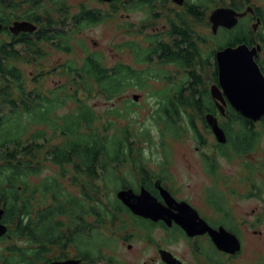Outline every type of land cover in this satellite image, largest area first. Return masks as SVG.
Returning <instances> with one entry per match:
<instances>
[{"label": "trees", "instance_id": "1", "mask_svg": "<svg viewBox=\"0 0 264 264\" xmlns=\"http://www.w3.org/2000/svg\"><path fill=\"white\" fill-rule=\"evenodd\" d=\"M224 5L239 12L252 7L264 24V2L199 0L194 3L196 16L181 18L180 41L174 40L173 48H128L134 63L146 65L144 69L129 64L108 67L100 55L87 54L81 65L71 61L61 66L60 74L67 81L46 94L40 88L44 71L33 74L36 85L31 87L17 63L40 65L46 57L45 46L70 54L79 27L83 30L103 19L86 16L76 22V31L68 30L62 14L46 21L33 18V0H0V207L4 209L2 223L8 229L1 241L11 242L0 255V264H48L54 250L61 252L58 258L62 259L68 246L79 249L85 264H119L116 258L103 254L106 239L100 231L118 224L122 216L132 215L116 197L120 189L132 187L120 176L119 169L129 162L140 166L142 149L131 127L114 130L112 120L101 123L111 116L126 117L131 108L122 111L112 106L98 114L89 101L97 97L123 99L130 90L148 88L150 81L166 83L152 95L157 101L153 119L162 126L165 157L169 154L165 143L168 137L184 138L188 131L203 143L205 139L195 120L199 118L205 124V109L209 107L208 78L199 70L214 56L209 42L213 40L221 47H251L264 42V29L259 34L252 28L244 29V21L242 28L223 30L214 37L201 32L203 26L209 25L208 14ZM33 21L41 22L40 31H11L15 23ZM154 57L160 68L152 66ZM168 66L180 68L181 78H174V72L165 68ZM72 104L73 109L62 113ZM227 115L230 153H250L260 138L253 124L232 108ZM261 122L264 124V117ZM141 136L149 138L147 132ZM48 164L57 167L56 176H42ZM134 167L147 179L151 177L144 165ZM162 172L164 175L165 169ZM67 178L79 192L67 189ZM220 196L225 203L224 195ZM88 217L95 220L88 223Z\"/></svg>", "mask_w": 264, "mask_h": 264}, {"label": "rangeland", "instance_id": "2", "mask_svg": "<svg viewBox=\"0 0 264 264\" xmlns=\"http://www.w3.org/2000/svg\"><path fill=\"white\" fill-rule=\"evenodd\" d=\"M225 6V5H224ZM130 13V12H129ZM127 13L126 11L119 12L118 16L112 21L108 20L104 24L96 27H88L81 33L74 36L72 44L75 47L74 50L69 53L59 52L52 47L45 46L44 52L46 57L41 60V64L38 66L28 65L26 62L17 63V65L23 70L27 76V82L31 87H35L36 83L32 80L33 74L44 71L45 77L40 80L41 91L48 94L50 90H54L57 85L66 82L67 78L60 73V68L68 62H74L77 65H81L87 54H97L103 60V64L108 67H113L119 64H129L132 67L144 69L146 65H138L134 63V56L129 49L116 48L113 43H122L124 41H140L143 34L137 33L140 22L147 20L141 13ZM127 14L130 17H127ZM210 13L208 14L209 17ZM130 23H134L135 30H132L131 34L126 31ZM264 28H261V30ZM123 31V33H120ZM201 32L206 35L211 33V27L203 26ZM117 34V37L115 35ZM141 36V37H140ZM219 36V40H220ZM81 45H77V43ZM264 57V55H263ZM38 67V68H37ZM166 83L150 81L148 88L143 90H130L123 99L116 98V100L108 101L103 97H97L89 101V104L93 106L96 112L103 114L108 108L116 107L119 110H124L125 107L131 108L130 115L126 117L117 118L111 116L103 120L101 123L112 120L114 122L113 129H121L129 126L133 129L134 135L138 142V147L142 149L140 166L138 162H129L120 167L119 173L122 178L127 180V184L136 185L139 182V176L132 175L131 171H136L134 166L141 167L144 165L152 174H163L162 169H165L166 173L163 176L166 177L167 184L174 189V193L178 199L184 200L187 203L201 207L205 201V196L210 203H213L217 207L223 206L222 198L219 199L220 194L224 195L221 190L218 192L216 189L206 191L205 185L208 182L207 176L200 168V151L197 148H201L200 143L196 139L194 133L186 132L184 138H172L168 137L165 140L167 144L169 154L165 157L161 143L163 142L160 135L161 125H157L153 119L154 111L157 109V101L152 98L153 93L161 91ZM139 96L138 100L134 99V96ZM134 99V100H133ZM128 102V103H126ZM74 105H68L62 113H67L73 109ZM197 128L208 142V148L202 149V153H208L209 148L215 139L210 135L202 121L197 118ZM151 122V123H149ZM99 123V126L100 124ZM153 128L155 132H153ZM186 129V127H185ZM187 130V129H186ZM147 132L149 138L145 139L141 136V133ZM255 134L259 135V144L248 154H243L240 159L241 165H245L246 171L251 169L256 171L254 174H258L261 171L263 174L256 178V185L258 187L256 195L252 193V188H249L248 174H246L244 183L245 188L243 191H239L240 195L226 194L224 200L231 205L233 203L235 213L240 218H243L242 223L239 224V229L244 236L245 246L242 254L235 261H231L230 264H264V124L256 123L254 126ZM139 135V137H137ZM151 141L149 142V140ZM59 140L53 142L58 143ZM148 151V156L145 157L144 152ZM227 175H233L238 168L237 159H233L230 165H226L222 162ZM59 170L57 167L48 164L47 168L43 172L42 176H56ZM118 173V174H119ZM158 175V176H159ZM35 182H39V178L35 179ZM66 182L69 185L68 178ZM72 193H77L78 187L69 185L67 188ZM260 189V190H259ZM259 190V191H258ZM110 198L113 199L112 190L110 192ZM108 200V199H107ZM226 207V205H224ZM255 211V214H254ZM236 215V214H235ZM126 219L124 225L120 224L121 221L115 226H109L105 232L109 235L115 236V241L105 240V244L110 245V249H103V254L113 255L119 264H160L157 248L161 246L166 250L183 254L184 251H188V245L184 242L177 244L169 243L165 240V236L160 229L149 230L150 224L147 222L138 221L136 226L133 222L128 221V217L122 216L121 219ZM95 219L92 217L87 218L88 223H92ZM120 225L124 228L121 230ZM149 230V231H147ZM138 232L136 235L135 233ZM257 232V233H255ZM175 235L177 234L174 232ZM131 235V236H130ZM129 237L127 243H123L126 237ZM105 238V237H104ZM167 239V236H166ZM11 245L9 241H0V255L4 253L5 249ZM131 245V249L128 246ZM76 247H70L68 250L62 252L74 256L76 254ZM75 251V252H73ZM61 252L57 249L52 252L51 257L59 256ZM187 260H189V254H187ZM97 264H106V262H98Z\"/></svg>", "mask_w": 264, "mask_h": 264}, {"label": "flooded vegetation", "instance_id": "3", "mask_svg": "<svg viewBox=\"0 0 264 264\" xmlns=\"http://www.w3.org/2000/svg\"><path fill=\"white\" fill-rule=\"evenodd\" d=\"M199 0H33V18L39 17L42 20H48V17L57 16L59 14L64 15L63 19L66 18V24L67 29L76 31V28H74L76 22H78L79 19H82L86 16H94L97 17V19H103V21L98 22L97 25L92 26L96 27L98 25L104 24L108 20L112 21V19H115L119 12L126 11L127 13H141L144 18L147 20H143L140 22L139 25H136L134 23H130L128 28L126 29L129 34H131L132 30H135L136 25L138 27L137 33L143 34L140 41H124L120 44L113 43L116 48H122V49H128L132 45L139 47L141 49H149L151 47H163L164 45H168L171 48L175 46L174 40H179V32L181 30L182 22L181 18L183 16L191 17L196 16V12L194 10V3ZM228 1V0H227ZM230 1H242L244 0H230ZM252 2H264V0H249ZM61 4L62 6L58 7L55 6V4ZM219 8H231L227 5L218 7ZM210 12L208 23L211 27V34L212 37L219 35L220 32L223 30L227 32H233L236 30V28H242L243 21H244V29L252 28L253 31L257 34H259V31H261V28L264 27L263 21L260 17H257L255 10L252 7H246L244 10H242L239 13H244L247 10L250 9L244 17L240 18L237 25L234 26L232 29H227L222 26H218L216 32L213 30V24L211 23L210 19L213 14V12L216 10ZM129 13V14H130ZM127 14V17L129 18L130 15ZM194 14V15H193ZM255 18V19H254ZM42 29L41 22L33 21V33H36ZM85 29L81 30L79 27L78 33L83 32ZM123 33V31L119 32ZM117 37V34L115 35ZM248 46V45H247ZM233 47L230 45H223L222 47L218 44L213 42L211 40L209 42V48H212L213 51H215L214 56L210 59L209 64L206 66H201L200 71L204 73V78L207 79V82L209 84L208 92H209V107L205 109V124L204 127L206 131L212 135V137L216 140L213 145L210 146L208 153H202V149L205 147L208 148V142L207 139L203 141V143H200L201 148H197L198 151H200V168L201 171L205 173L207 176L208 182L204 189H205V195L207 190L211 189H218L217 191L224 192V196L227 198L225 192L227 194L232 195H240L239 191H243L245 188V177L246 174H248V187L252 188V193L256 195L257 192V185H256V178H260L258 176L262 175L263 173L259 171L258 174H254L256 171H251V169L246 171L245 165H241V158L243 155H236V153H230V146H229V138H228V127L230 125V122L228 121V112L232 109V105L230 104L228 98L224 95L222 88L219 83V65L217 61V53L219 51H222L226 48ZM249 47V46H248ZM250 49L257 48L258 49V57H256V62L258 66L260 67L263 75H264V42H256L249 47ZM152 66L154 68H160L159 60L157 58H153ZM170 72H174V78L178 77L181 78V70L180 68L174 67V66H168L165 67ZM213 89H219L220 92L216 91V97L213 95ZM222 98H224L225 103L222 101ZM235 110V109H234ZM236 111V110H235ZM207 116H212L217 120L219 128L224 132L226 136V142H221L218 140V138L215 135L213 127L209 124L207 121ZM202 121V120H201ZM251 121V120H249ZM253 127L256 125V123H261V120L258 122H253ZM136 159V157H134ZM138 159L141 160V157ZM233 159H237L238 164L236 165V168L238 170L236 173H233V175H227V172L223 170L224 166L222 162H224L226 165H230ZM151 174V177L147 179V176L143 174L142 171L136 170L131 171L135 174V176H139V182L136 183V185H132V187L120 189L118 192L123 190H132L135 195H140L142 190H146L149 192L152 197H154L157 202L163 206H168V203L163 196L162 189L169 193V195L174 198L177 203H187L184 200L178 199L174 193V189L170 187L166 180V177L162 174L154 175L149 170H146ZM260 190V189H259ZM258 190V191H259ZM116 193V197L117 194ZM221 194V193H219ZM118 199V197H117ZM119 200V199H118ZM120 201V200H119ZM122 203V202H121ZM123 204V203H122ZM175 205V203H173ZM189 204V203H187ZM124 205V204H123ZM191 206V213L189 215L188 211L184 208L182 211L179 209L176 210L175 208H171L173 210L174 215H182L184 212L189 217L190 222L193 223V225L197 226V230H200L199 225L206 224L209 228L220 232V230L223 228L227 232L234 234L241 242V250L240 252L236 253L235 255L229 254L226 252H223L217 248L215 245L213 238L210 233H199L195 234L193 236H190L186 233V231L175 222L172 223V226L169 227L166 222L164 221H153L151 219H147L144 217H140L135 215L129 208V212L132 214L130 217H128V221L130 220L133 222V225L136 226L138 221L147 222L150 224L152 228L151 229H160L162 233L165 236V240H168L169 243L177 244L180 242H184L188 245V251H184L183 254H176L173 252H170L166 250L165 248H162L159 246L157 248L158 255H159V261L160 264H167L165 260H163L162 251H168L170 252L181 264H230L231 261H235L237 258L240 257V255L243 252L245 242H244V236L242 231L239 229L240 222L242 223L243 218H240L237 216V213H235L234 205L231 203H223L222 208L215 206L213 203H210L206 196L205 201L203 202V205L201 207ZM226 205V207L224 206ZM125 206V205H124ZM236 214V215H235ZM255 214V211H254ZM95 219V218H94ZM120 223L126 222V219H121ZM119 223V222H118ZM117 225V224H116ZM121 227V226H120ZM138 229L139 227L136 226ZM108 228V227H107ZM107 228H104L100 231L105 233V239L115 241V236L109 235L105 232ZM121 230H124V228H120ZM202 229V228H201ZM147 230V231H149ZM139 229V233H140ZM176 232L177 234L175 235ZM139 233L136 232L135 234L139 236ZM257 233V232H255ZM7 235V234H6ZM5 235V236H6ZM4 236V237H5ZM131 236V235H130ZM167 236V239H166ZM2 239V238H1ZM0 239V241H1ZM129 240V237L127 236L125 238V241L123 243H127ZM70 247H76V246H68L66 250ZM110 245L104 244L102 249H110ZM131 245L128 246V249H131ZM76 254L74 256H67L69 253L65 254L63 253L62 259H59L58 256L52 257L53 259L48 264H54L58 262H64L68 260H79L81 264H85V261L82 259V257L79 254V249L76 247ZM105 251V250H104ZM103 251V252H104ZM75 252V251H73ZM187 254H189V260H187ZM110 256H113L110 253Z\"/></svg>", "mask_w": 264, "mask_h": 264}, {"label": "water", "instance_id": "4", "mask_svg": "<svg viewBox=\"0 0 264 264\" xmlns=\"http://www.w3.org/2000/svg\"><path fill=\"white\" fill-rule=\"evenodd\" d=\"M249 11L251 10L239 13L230 8L216 9L210 19L214 32H216L218 26L232 29L237 25L239 19L244 17ZM11 31L14 34L33 32V24L27 22L15 23L11 27ZM256 57H258V49H250L246 44L229 47L217 53V61L220 68L219 83L224 95L238 113L253 122H258L264 117V75L256 62ZM216 91L220 92L219 89H213L214 97L217 95ZM138 98L139 96H134L135 100H138ZM222 101L225 103L224 98H222ZM207 121L213 127L218 140L226 142V136L219 128L217 120L212 116H207ZM162 192L168 206L180 211L185 208L190 215L191 206L189 204L185 202L176 204L177 201L168 192L163 189ZM117 197L137 216L156 222L164 221L169 227L175 222L190 236L208 232L211 234L217 248L229 254L235 255L241 250V242L234 234L227 232L223 228L220 232H217L206 224L199 225L200 230H197V226L190 222L191 216L189 217L185 212L182 215H174L170 207L159 204L146 190H142L140 195H135L132 190H123L118 192ZM3 216L4 209L0 207V239L8 231L7 227L2 223ZM161 254L167 264H181L170 252L162 251ZM54 264H81V262L79 260H68Z\"/></svg>", "mask_w": 264, "mask_h": 264}, {"label": "clouds", "instance_id": "5", "mask_svg": "<svg viewBox=\"0 0 264 264\" xmlns=\"http://www.w3.org/2000/svg\"><path fill=\"white\" fill-rule=\"evenodd\" d=\"M149 123H151V122H149ZM153 132H155V129L154 128H153ZM144 155H145V157L148 156V151L147 150H145Z\"/></svg>", "mask_w": 264, "mask_h": 264}]
</instances>
